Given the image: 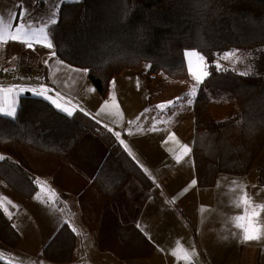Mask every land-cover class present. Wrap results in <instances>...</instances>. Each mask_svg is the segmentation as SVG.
<instances>
[{
  "label": "trees",
  "instance_id": "trees-1",
  "mask_svg": "<svg viewBox=\"0 0 264 264\" xmlns=\"http://www.w3.org/2000/svg\"><path fill=\"white\" fill-rule=\"evenodd\" d=\"M50 38L56 56L86 69L103 97L114 77L144 64L149 65V76L187 79L186 53L202 54L208 76L193 105L192 153L198 184L211 187L220 174L245 176L251 171L264 148V52L257 70L247 75L217 67V61L227 53L264 44V0L64 1ZM47 51L42 45L29 48L9 41L0 49V74L41 72L47 81L42 63ZM90 140L104 149V157L90 182L76 183L70 161ZM0 152L5 154L0 178L26 200L37 191L36 176L50 175L64 193L78 196L82 220L97 235L102 250L121 259L153 254L155 247L136 221L154 183L113 132L94 117L82 110L69 116L26 92L19 98L15 119L0 114ZM127 192L140 194L136 204L122 203ZM20 241L0 205V242L17 248ZM75 245L76 233L64 223L40 256L69 263ZM0 264L12 263L0 258Z\"/></svg>",
  "mask_w": 264,
  "mask_h": 264
},
{
  "label": "crops",
  "instance_id": "crops-1",
  "mask_svg": "<svg viewBox=\"0 0 264 264\" xmlns=\"http://www.w3.org/2000/svg\"><path fill=\"white\" fill-rule=\"evenodd\" d=\"M22 4L24 9L40 15L51 7V0H36L35 4L34 0H22ZM18 5L19 0H0V12L15 11L18 23ZM60 5L61 3L59 7ZM57 14L58 11L56 19ZM52 26H49V34ZM34 45L44 46L39 43ZM186 59L190 73L187 82H197L187 56ZM42 63L47 69L48 80L25 87L38 89L45 86L50 90L47 95L57 99L72 112L82 110L111 129L114 135L119 133V137H115L128 145L126 149L120 142L129 154V150L131 151L130 155L154 183L136 222L140 232L155 248L149 257L121 259L111 251L99 247L97 235L82 220L77 195L64 193L52 176H36L37 191L30 200H26L0 178V205L7 209L5 212L21 236V243L17 248H10L0 242V252L12 257L10 260L2 259L12 264H28L29 259L41 258L44 247L58 229L67 223L76 233V245L72 261L63 264L186 262L172 254L177 245L187 249L195 245L198 258L193 259L194 264H264V238L242 242L241 230L232 222L233 217L244 214L243 207H235L232 203L241 194L233 181L244 186L243 190L253 202H264V148L255 162L259 167L254 175L251 171L245 176L220 174L215 185L199 186L192 147L195 133L193 105L201 83H197L196 94L191 96L188 89L180 91L184 84L178 83L179 81L173 83L174 81L159 74V77L153 75L157 80V88L152 91L146 83V69L143 67L140 70L124 71L113 78L108 95L103 97L90 81L86 69L62 61L53 48H48L42 55ZM1 64L0 70L3 68ZM202 73L203 68L196 74ZM204 78L205 76L202 79ZM26 92L18 96V103L21 95ZM177 97L182 99L175 106L163 110L157 107L174 101ZM189 100L192 101L190 104ZM105 103L109 106L101 113L99 110ZM149 109L151 111H146ZM173 134L175 139L171 138ZM181 144L188 145L191 151L177 163L175 156L179 154ZM0 156L5 154L0 152ZM103 157L104 149L98 142L87 141L71 158L70 164L74 166L70 170L73 181L90 182ZM193 180L196 181L195 186H192ZM234 188L235 192L232 191ZM50 190H54V193ZM128 192V197H124L122 203L126 205L130 202L126 206L136 204L140 194L132 196ZM141 192L143 197L144 191L140 190ZM259 220L264 222V212L260 213ZM15 252H21L25 256L17 257L13 255Z\"/></svg>",
  "mask_w": 264,
  "mask_h": 264
},
{
  "label": "snow or ice",
  "instance_id": "snow-or-ice-1",
  "mask_svg": "<svg viewBox=\"0 0 264 264\" xmlns=\"http://www.w3.org/2000/svg\"><path fill=\"white\" fill-rule=\"evenodd\" d=\"M36 0H34L35 4ZM63 0H51V7L43 14L35 15L29 10L23 8L22 0H19L20 8V20L16 22V12L10 11L8 13L0 12V49H2L9 41H17L25 44L27 47L32 48L34 44L39 43L43 44L47 48H52L53 44L50 39L49 26L55 25L57 23L56 13L59 8V4ZM16 7V6H14ZM187 55L191 57H196L199 61L203 62L204 57L199 55L197 52H188ZM235 53H227L224 58H231ZM13 59H16L15 57ZM217 67H220L218 64ZM242 75H247L248 72L241 73ZM207 72H203L202 75L193 74L194 79L197 83L203 82V77L207 76ZM114 85V82H113ZM31 92L34 95L41 96L46 100H49L56 108L60 109L71 116L73 114L72 110L68 107L63 106L57 99H54L52 96L47 95L50 91L45 86H40L37 88H26L19 84H14L11 86H0V114L10 117L12 119L16 118L18 101L17 98L21 93ZM196 88L193 86L189 95L195 96ZM62 99V98H61ZM113 102H115V97L113 96ZM182 98L177 97L174 101H169L167 104L157 105L160 109H165L167 107L175 106ZM192 101L189 100L190 104ZM108 104L105 103L104 106L99 110L101 113L108 108ZM118 107V105H117ZM146 111H151L146 110ZM117 115H122V113H117ZM99 122V121H98ZM111 131V129H109ZM155 130V129H153ZM119 137V133H115ZM175 139V136L171 137ZM124 144V141H120ZM177 143H179L177 141ZM124 147L128 149V145L124 144ZM191 149L188 145H180V152L175 156L177 163H180L183 160L184 156H187L190 153ZM130 154L131 151L129 150ZM0 159H4L3 156H0ZM147 172V169H145ZM46 183V182H45ZM233 184H236L240 189V195L233 199L232 203L235 207H243L244 214L238 215L232 218V222L237 228L241 230L240 240L242 242L260 240L264 238V222L259 220V215L261 212H264V202L255 203L249 196V194L244 191V186L239 185V182L233 181ZM196 181H192V186H195ZM54 193V190H50ZM232 191H236L234 188ZM38 199H40L38 197ZM174 202V201H173ZM9 203H11L9 201ZM7 211V209H4ZM10 215V213H9ZM75 230V229H74ZM226 239V237H225ZM182 253V255H181ZM173 255L177 256V259H184L186 264H192L194 258H198V253L195 250V245H192L190 249L184 248L182 245H177V249L172 252ZM34 264V262H30Z\"/></svg>",
  "mask_w": 264,
  "mask_h": 264
},
{
  "label": "rangeland",
  "instance_id": "rangeland-1",
  "mask_svg": "<svg viewBox=\"0 0 264 264\" xmlns=\"http://www.w3.org/2000/svg\"><path fill=\"white\" fill-rule=\"evenodd\" d=\"M64 1H77V0H63V2ZM188 52H196V51H188ZM263 52H264V44L254 45V46L250 47V49H248L247 51H235V52H231V53H235V55H233L231 58H224L225 55H222L220 57V59L217 61V64H219L220 66L225 67V68L234 69V70H236V71H238L240 73L248 72V74H250L253 71L255 72L257 70L256 68L258 66L260 57L262 56ZM187 53H186V56L188 57L189 63L191 64L192 68L194 69L193 70L194 71L193 73L196 74L197 72L200 71L201 68H203V72H207L208 73L207 63H206L205 57L202 54L199 53V55H201V56L204 57V61L203 62L199 61L196 57H191L190 58L187 55ZM143 67H145V69H146L145 70V80H146V83L149 85V87L153 91L155 88H157V80H155L154 76L156 75V77H159V74H152V75L150 74V76H149V74L147 73V70H148L149 65L148 64H144ZM125 71H127V70H125ZM15 74H17V73H15ZM32 74L33 75H38L37 72H34ZM40 76L44 79L43 74H41ZM207 76H205V78L203 79V81L206 79ZM164 77H166V76H164ZM189 78H190V73H189V77L187 79L179 80L178 83L184 84L180 88V91H182L185 88V90L188 89V91L191 92V89L193 88V86H196L197 85V82H194V81L187 82L189 80ZM166 79H169V78H166ZM169 80H172V79H169ZM172 81H174L173 83H176L175 80H172ZM160 85H162V84H160ZM197 87H198V85H197ZM182 93L183 92H181V94ZM153 94H155V93H153ZM258 167L259 166L256 163L253 165V167L251 169V174L252 175H254L255 173H257ZM136 180H137V178H136ZM81 215H82V213H81ZM28 238H29V235H28ZM28 238H27V240H28ZM20 243H21V241H20ZM20 243L18 244V246L20 245ZM13 255H16L17 257L25 256L21 252H15V254H13ZM0 256H1L0 258H7L9 260L12 259V257L10 255H7L6 253H1L0 252ZM26 258H28V257H26ZM30 262H34V264H52L51 262H49L48 260H45L42 257L41 258H39V257L38 258H32L31 260L29 259L28 264H30Z\"/></svg>",
  "mask_w": 264,
  "mask_h": 264
},
{
  "label": "built area",
  "instance_id": "built-area-1",
  "mask_svg": "<svg viewBox=\"0 0 264 264\" xmlns=\"http://www.w3.org/2000/svg\"><path fill=\"white\" fill-rule=\"evenodd\" d=\"M44 83V79L40 75H2L0 74V86H11L14 84L31 86ZM178 264H186V262H180ZM192 264H194L192 262Z\"/></svg>",
  "mask_w": 264,
  "mask_h": 264
}]
</instances>
